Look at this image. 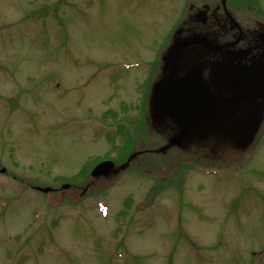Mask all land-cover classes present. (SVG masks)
Listing matches in <instances>:
<instances>
[{"label":"rangeland","instance_id":"obj_1","mask_svg":"<svg viewBox=\"0 0 264 264\" xmlns=\"http://www.w3.org/2000/svg\"><path fill=\"white\" fill-rule=\"evenodd\" d=\"M173 10L174 0H0V168H9L0 173V264H264V123L239 150L224 141L232 133L220 139L212 123L193 125L187 132L196 138L186 134L182 151L171 147L150 158V168L173 180L168 192L152 197L153 181L117 173L84 192L103 185L105 197L80 199L78 184L88 174L77 177L79 167L117 158L127 126L139 128L135 152L165 142L170 129L177 136L166 120H158L163 135L141 134L142 117L157 112L135 108L133 90ZM260 98L264 103V92ZM232 118L239 115L224 113ZM209 143L224 149L216 154L224 166L239 156L243 163L186 176L174 169L197 161L192 154L206 153ZM137 163L146 164L140 157ZM65 180L68 189L46 196L31 187ZM127 196L132 209H145L117 218Z\"/></svg>","mask_w":264,"mask_h":264},{"label":"flooded vegetation","instance_id":"obj_2","mask_svg":"<svg viewBox=\"0 0 264 264\" xmlns=\"http://www.w3.org/2000/svg\"><path fill=\"white\" fill-rule=\"evenodd\" d=\"M170 29L157 66L159 92L167 79L198 71L217 98L214 67H221L222 101L227 82L244 86L237 66H246L254 82L264 69V0H174Z\"/></svg>","mask_w":264,"mask_h":264},{"label":"water","instance_id":"obj_3","mask_svg":"<svg viewBox=\"0 0 264 264\" xmlns=\"http://www.w3.org/2000/svg\"><path fill=\"white\" fill-rule=\"evenodd\" d=\"M158 107L165 113L182 122L204 117L212 111L210 97L196 76H189L173 83L165 98H160ZM260 116V107L256 106L248 115L239 137L238 144H243L255 129ZM113 166L110 161L97 164L93 175L107 174ZM46 190V189H44Z\"/></svg>","mask_w":264,"mask_h":264},{"label":"trees","instance_id":"obj_4","mask_svg":"<svg viewBox=\"0 0 264 264\" xmlns=\"http://www.w3.org/2000/svg\"><path fill=\"white\" fill-rule=\"evenodd\" d=\"M111 139H112V137H111ZM124 142H126V140L124 141ZM123 142V143H124ZM125 150H126V146H124L123 148H122V156H121V159H124L125 158Z\"/></svg>","mask_w":264,"mask_h":264}]
</instances>
